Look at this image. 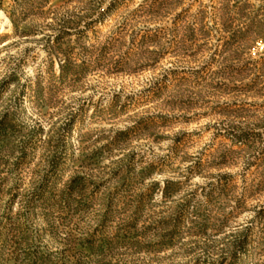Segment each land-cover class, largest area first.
<instances>
[{"label":"rangeland","instance_id":"374dc122","mask_svg":"<svg viewBox=\"0 0 264 264\" xmlns=\"http://www.w3.org/2000/svg\"><path fill=\"white\" fill-rule=\"evenodd\" d=\"M0 264H264V0H0Z\"/></svg>","mask_w":264,"mask_h":264}]
</instances>
